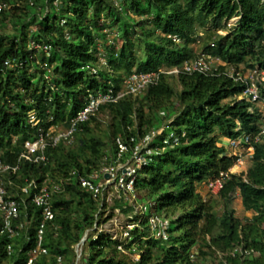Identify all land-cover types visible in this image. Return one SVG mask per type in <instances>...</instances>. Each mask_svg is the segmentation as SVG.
Listing matches in <instances>:
<instances>
[{
	"label": "trees",
	"instance_id": "trees-1",
	"mask_svg": "<svg viewBox=\"0 0 264 264\" xmlns=\"http://www.w3.org/2000/svg\"><path fill=\"white\" fill-rule=\"evenodd\" d=\"M0 1V166H8L0 177L18 207L9 219L0 213V264H28L37 246L34 264H264V113L224 74L264 70V0ZM201 55L218 59L213 74L163 72L72 126L91 96L117 94L132 71ZM258 91L264 97V82ZM40 130L44 159L26 161L25 143ZM243 133L253 154L236 170L226 139ZM116 162L136 167L129 196L114 203L134 223L128 238L99 229L109 219L107 186L90 177ZM224 172L215 198L205 197L202 186ZM54 186L46 218L33 197ZM153 217L167 222L163 233Z\"/></svg>",
	"mask_w": 264,
	"mask_h": 264
},
{
	"label": "built area",
	"instance_id": "built-area-1",
	"mask_svg": "<svg viewBox=\"0 0 264 264\" xmlns=\"http://www.w3.org/2000/svg\"><path fill=\"white\" fill-rule=\"evenodd\" d=\"M3 6L4 5L0 1V9ZM43 48L48 49L47 46H43ZM9 63H10V60L5 61L6 65ZM183 69L184 71H187V72H199L202 74H209L211 72V63L205 56H201L197 59H194L190 63L185 64L183 66ZM225 75L233 78L236 81L241 82L245 86L244 92L246 93V95L250 96L252 101L256 102L257 106H260L264 111V97L261 96L258 91V83L264 82V71H261L258 73H248V74H243V73L234 74L232 72H225ZM130 84L133 90L139 89L144 84V81L142 80V76L138 78L136 77V75H133L130 78ZM119 95L114 96L111 92H105V93L101 92L95 96H91L89 103L81 111H79L76 117L73 119L72 126H74L77 121H84L85 119H87L88 115L94 112L101 103H105L109 101H116ZM71 129L72 128H70L69 131L66 133L54 136L52 138V143H55L56 140L60 136H66L71 131ZM116 142L121 149L125 148L124 144L122 143L123 139H121L120 134L117 135ZM47 144L49 143L46 141V138L43 135L42 130H40L39 136L34 141H27L25 143L27 152L22 154L24 159L26 161H38L39 159L43 160L44 159V147H46ZM227 144L233 150L237 149L239 151V153L234 152V154L237 155V161H236V166H235L236 170L237 169L241 170V169L246 168L253 154V144H252V139H251L250 134L243 133L239 137H231L228 139ZM34 154H37V155L34 156ZM141 159L142 157L140 155H136L134 162L135 163L140 162ZM6 168H8V166H5V167L0 166V170L6 169ZM231 170L233 171V169ZM130 172L131 173L135 172V168H131ZM114 175H115L114 165L107 164L106 166H103L100 170L94 171L93 173H91L90 177L98 178V176H100V178L102 180L104 179L107 184L114 183L117 189L121 188L127 191V188L129 186V181H130L128 179L129 176L126 177L127 173H124V171H121L117 176L114 177ZM226 177H229V172L221 173V175L218 176L217 179L210 180L207 183L206 187L210 191H213L216 193L222 186L224 178ZM79 179L82 184L84 185L89 184V180L87 177L80 176ZM131 182H132V179H131ZM23 190L27 191V187H24ZM56 190H58V186H54L53 190H49L47 189V187H42L33 197L34 202L37 205H40V204L45 205L44 214L46 218L51 216V211L49 209L50 197H51V193ZM6 194L7 192L3 184V180L0 177V213H2L6 219H9L17 215L18 207H17L16 200L7 197ZM150 223L153 227H160L158 232L163 233V230L161 228L165 225L164 221H161L160 219L153 217L150 219ZM127 226H128V230L126 233L129 234V231L133 229V224H128ZM41 234L42 233L40 229L39 234H38L39 239L41 238ZM40 250H42L40 246H37L33 250L34 255L29 259L28 264H34V257Z\"/></svg>",
	"mask_w": 264,
	"mask_h": 264
},
{
	"label": "rangeland",
	"instance_id": "rangeland-1",
	"mask_svg": "<svg viewBox=\"0 0 264 264\" xmlns=\"http://www.w3.org/2000/svg\"><path fill=\"white\" fill-rule=\"evenodd\" d=\"M210 61V60H209ZM211 62V61H210ZM213 64H215V61L213 60ZM242 96H240L241 98ZM260 107V106H257ZM261 108V107H260ZM262 112L264 113L263 109H261ZM60 128V127H59ZM58 131H60V129H58ZM233 153L237 152L239 153V151L237 149L235 150H231ZM122 163V162H119ZM118 162H116L114 165L115 167V176H117L121 171H124V173H127V176H132L134 174V172H130L131 168H134L133 165H130L127 162L126 164H119ZM135 163V162H134ZM139 179V178H138ZM101 185H106L107 186V190L105 191L106 194V201L109 202V206L107 211L105 212V218H109L108 221L104 222L101 226H99L100 230H105L108 231L110 233H112L114 236H119V237H126L128 236L126 233V225H128V219L130 218V214H127L125 211L121 210L120 207H115L114 203L116 199H119L121 196H124L123 199L127 198L129 196L128 193H124L123 191H125L124 189H117L115 184H107L105 182V180L103 179L100 186ZM131 180L129 181V186L127 188L130 189L131 188ZM202 191L205 195V197H210L211 199H214L215 197H213V195H215V192L210 191L207 187L206 184L202 186ZM129 203L133 204L136 201H139L138 199H136L135 201V197L133 195L130 196V199H128ZM137 204H139L137 206V208L135 209V213H142V202H138ZM211 204H213V200H211ZM214 205H216V201L214 202ZM112 206L114 208H112ZM232 207L235 209L236 214L240 217H242L244 215V209L242 208L240 201L238 198H234L233 199V203H232ZM147 208H151V203L147 202ZM137 210V211H136ZM148 212V209L145 210ZM165 222V226H167V222ZM88 235L89 232H86L83 236L82 241L80 242V244L75 246V252L77 255V259L80 260L82 259V254L84 252H87V246L85 243H87L88 241Z\"/></svg>",
	"mask_w": 264,
	"mask_h": 264
},
{
	"label": "clouds",
	"instance_id": "clouds-1",
	"mask_svg": "<svg viewBox=\"0 0 264 264\" xmlns=\"http://www.w3.org/2000/svg\"><path fill=\"white\" fill-rule=\"evenodd\" d=\"M173 39L175 40V41H177V42H179V38L177 37V35H174V37H173ZM38 44H36V45H34V47L35 48H38L39 46H37ZM41 48H43V45H42V47ZM44 49V48H43ZM201 56H205L208 60H210L209 62L211 63V72L209 73V74H213V72H212V68H213V66H215L216 64H213V60L215 61V63H218V59H212V58H209L207 55H201ZM201 56H199V57H201ZM199 57H197V58H199ZM197 58H194V59H197ZM194 59H192V60H190V61H188V62H184L180 67H176V66H173V67H171V68H169V69H159V70H157V71H155V70H153V71H146V72H143V71H132L131 73H129L128 75H126V77L124 78V80H123V82H124V86H123V88H122V90L120 91V92H118L117 94H115L114 96H116V95H119V97L117 98V99H119L120 97H122V96H124V95H127V94H136V93H139V92H142V91H144L148 86H150V85H154V84H156V82H157V79H158V76L161 74V73H169V74H177V73H180V72H187V71H184V69H183V66L185 65V64H188V63H190L191 61H193ZM261 71H264V70H260V71H253V72H246V73H243V72H237V73H243V74H248V73H258V72H261ZM188 73H192V72H188ZM233 73V72H232ZM237 73H234V74H237ZM224 74H225V72H224ZM133 75H136V77H141L142 76V80L144 81V84L139 88V89H137V90H133L132 89V87H131V84H130V78L133 76ZM204 75H206V74H204ZM208 75V74H207ZM231 78V77H230ZM236 81V80H235ZM246 94V93H245ZM32 119H34V120H32ZM169 119V118H168ZM167 119V120H168ZM31 121L33 122V123H38L39 121H37V119L34 117V116H31ZM70 128H72V127H70ZM69 128V129H70ZM69 129L66 131V132H68L69 131ZM72 130V129H71ZM66 132H61V133H59V134H57V135H60V134H63V133H66ZM71 132V131H70ZM69 132V133H70ZM69 133L66 135V136H64V137H67L68 135H69ZM56 136V135H55ZM229 139V138H228ZM228 139H226V143H227V141H228ZM230 148V147H229ZM231 150H233L232 148H230ZM129 164V163H128ZM130 165H131V163H130ZM135 169H136V167H135ZM134 175H135V172H134V174L132 175V176H129V180H131L132 179V182H131V184L133 185V181H134ZM127 179V180H128ZM132 185H131V188H132ZM130 188V189H131ZM118 189H121V188H118ZM130 189H128V190H130ZM127 190V191H128ZM127 191H123L124 193H128ZM135 197V196H134ZM137 208V207H136ZM137 211V210H136ZM128 224V223H127ZM129 224H133V227H134V223H129ZM127 226V225H126ZM127 229H126V232H127V230H128V227H126ZM132 230V229H131ZM130 230V231H131ZM130 231H129V234H127L128 236H126L127 238L131 235L130 234Z\"/></svg>",
	"mask_w": 264,
	"mask_h": 264
}]
</instances>
